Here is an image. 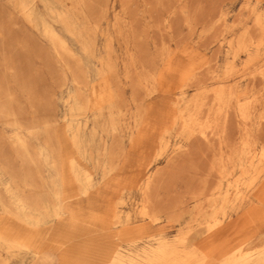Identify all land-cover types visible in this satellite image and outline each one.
<instances>
[{"label": "bare ground", "instance_id": "obj_1", "mask_svg": "<svg viewBox=\"0 0 264 264\" xmlns=\"http://www.w3.org/2000/svg\"><path fill=\"white\" fill-rule=\"evenodd\" d=\"M243 10L248 14L243 23L228 26L226 14L220 13L217 19L202 25L201 36L220 29L213 41L217 39L221 48H227L229 59L222 66L216 60L213 65L209 61L211 67L207 66L206 72L183 73L178 105L172 108L175 115L166 119L168 127L164 129L159 122L144 120L134 100L124 104L123 95L116 89L109 105L100 102L92 110L80 72L64 66L73 75L83 100L66 115L68 124L60 144L55 143L54 148L49 140L45 146L34 148L26 142V134L16 130L12 136L23 151L19 168L6 178L10 164L0 166V183L9 201L6 204L0 200V206L13 216L6 221L0 218V249L7 257L0 264H10V258L19 255L47 260L45 249L49 247L38 241L37 230L47 221L60 219L70 203L91 197L96 179L105 189L110 188L109 181L126 167L129 152L134 153V163L122 187L141 194L142 218L155 224L173 220L182 206L168 202L171 209L166 211L164 198L169 199L180 189L190 195L194 208L187 224L174 237L160 234L140 247L125 225L127 220L123 221L116 211L112 196H101L106 207L93 215L88 230L97 225L105 232L110 226H120L117 236L127 242V247L120 243L96 247L93 255L97 264H264V6L260 10L259 6L245 5ZM81 20L61 17V23L93 55L94 28L88 23L87 32L79 29L76 24ZM164 22L169 27L170 21ZM187 25L195 30L192 22L187 21ZM45 34L56 54L76 58L56 31L46 29ZM112 44V40L108 42L107 59L102 61L105 75L116 67ZM131 54L127 69L134 67L136 73L129 84L150 98L158 91L156 80ZM151 63L156 64L157 58L153 57ZM172 138L178 143L165 164L155 168ZM50 149L56 154L53 161ZM43 179V186L39 185ZM27 188L32 196L26 194ZM182 215L183 211L175 223H180ZM14 222L24 230H18L17 225L14 228ZM70 234L69 239L82 235L76 229ZM70 245L64 248L67 252L81 251ZM64 264L84 262L80 256L68 258Z\"/></svg>", "mask_w": 264, "mask_h": 264}, {"label": "rangeland", "instance_id": "obj_2", "mask_svg": "<svg viewBox=\"0 0 264 264\" xmlns=\"http://www.w3.org/2000/svg\"><path fill=\"white\" fill-rule=\"evenodd\" d=\"M245 5L250 8L259 6L262 10L264 0H0V166L3 163L10 164L6 178L18 170L23 154L12 136L14 131L24 132L26 142L34 148L45 146L49 140L57 148L55 145L60 144L62 133L68 124L66 115L83 100L73 81V75L64 66L80 72L86 94L91 98L92 110L100 102L109 105L113 90L116 89L123 95L124 104L134 100V105L144 120L159 122L161 129L167 128L165 121L175 115L172 108L178 105V89L183 73L187 70L203 72L207 66L211 67V63L215 64V60L222 66L229 59L226 56L227 48H221L217 39L213 41L220 29L216 28L201 36L199 31L202 25L217 19L220 13L226 14L228 26L243 23L248 17L247 11L243 10ZM64 15L70 18L80 17L82 20L76 25L84 32L88 31V23L92 25L95 32V54L87 53L80 40L61 23ZM165 20L170 21L169 27ZM187 21L196 25L195 30L187 25ZM46 29H52L61 35L76 58L64 53L56 54L45 34ZM111 40L116 67L114 72L105 75L102 73V61L107 59L106 46ZM130 54L137 57L140 66L148 69L155 78L158 91L154 96L149 98L130 86L136 73L134 67L127 69ZM161 55L164 57L161 58ZM153 57L157 58L156 64L151 63ZM143 108L148 113L145 114ZM177 143L175 138L170 140L167 152L155 168L165 164ZM55 157V151L50 149V161ZM133 163L134 153L129 152L126 167L120 175L109 181L110 188L105 189L96 179L97 184L91 197H81L70 203L60 219L47 221L37 230V234L40 233L38 241L49 247L45 249V254L49 255L47 260H33L31 256L19 255L11 257L10 264H64L66 259H78L80 256L84 264H97L93 255L96 247H111L115 243L127 247V242L117 236L120 226H110L105 232L97 225L92 231L88 230L93 215L106 207L105 201L100 198L104 195L112 196L111 199L117 205L116 211L123 217V221L127 220L125 225L129 227L134 239L138 240V246H144L143 244L160 234L174 237L190 219V212L194 208L190 195L180 189L172 192L169 199L164 198L166 211L171 209L168 202H176L182 208L175 211L173 220L163 219L152 224L139 215L142 199L139 191H126L122 187ZM43 180L38 181L39 185L43 186L46 179ZM26 191L27 195L32 196L29 188ZM42 192L46 196L45 189ZM0 200L9 204L1 183ZM181 210L184 214L180 218L181 224L175 223ZM9 216L13 217L0 206V218L6 221ZM13 225L14 228L17 225L16 228L22 231L21 224L14 222ZM73 229L79 230L83 236L67 238ZM68 244L81 251L67 252L65 249ZM0 252V260L3 261L7 258L6 253L2 249Z\"/></svg>", "mask_w": 264, "mask_h": 264}]
</instances>
